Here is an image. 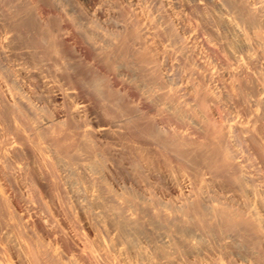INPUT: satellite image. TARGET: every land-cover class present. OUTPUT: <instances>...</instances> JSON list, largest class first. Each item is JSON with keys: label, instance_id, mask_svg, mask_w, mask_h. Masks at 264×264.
<instances>
[{"label": "bare ground", "instance_id": "bare-ground-1", "mask_svg": "<svg viewBox=\"0 0 264 264\" xmlns=\"http://www.w3.org/2000/svg\"><path fill=\"white\" fill-rule=\"evenodd\" d=\"M0 264H264V0H0Z\"/></svg>", "mask_w": 264, "mask_h": 264}, {"label": "rangeland", "instance_id": "rangeland-1", "mask_svg": "<svg viewBox=\"0 0 264 264\" xmlns=\"http://www.w3.org/2000/svg\"><path fill=\"white\" fill-rule=\"evenodd\" d=\"M125 68H126V67H124V66L122 67V66H121V71H122V72L124 71V73L121 72V74H122L123 77H124V76H125V77H128V76L125 75V73L127 72L126 70H124ZM125 71H126V72H125ZM126 74L128 75V73H126ZM161 234L164 236L163 233H159V238H160V239H162Z\"/></svg>", "mask_w": 264, "mask_h": 264}]
</instances>
